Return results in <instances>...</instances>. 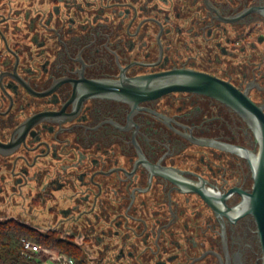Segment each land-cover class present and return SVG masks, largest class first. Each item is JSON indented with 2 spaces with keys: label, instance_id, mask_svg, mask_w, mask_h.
I'll list each match as a JSON object with an SVG mask.
<instances>
[{
  "label": "flooded vegetation",
  "instance_id": "obj_1",
  "mask_svg": "<svg viewBox=\"0 0 264 264\" xmlns=\"http://www.w3.org/2000/svg\"><path fill=\"white\" fill-rule=\"evenodd\" d=\"M263 3L0 0V225L83 264H261L253 216L233 210L250 124L205 93L116 89L201 73L264 113Z\"/></svg>",
  "mask_w": 264,
  "mask_h": 264
},
{
  "label": "water",
  "instance_id": "obj_2",
  "mask_svg": "<svg viewBox=\"0 0 264 264\" xmlns=\"http://www.w3.org/2000/svg\"><path fill=\"white\" fill-rule=\"evenodd\" d=\"M260 9L264 13V3ZM187 77L175 83H134L123 85L121 90H116L118 93L127 92L143 94L144 96L170 90H190L205 93L228 104L250 124L258 141V149L253 153L239 147L237 151L244 153L250 163L253 178L252 190L244 194L242 203L235 206L233 210L236 215L249 213L253 216L261 249V264H264V113L245 93L238 91L225 81L201 73H188ZM152 79H158V76L155 78L148 77V80Z\"/></svg>",
  "mask_w": 264,
  "mask_h": 264
},
{
  "label": "trees",
  "instance_id": "obj_3",
  "mask_svg": "<svg viewBox=\"0 0 264 264\" xmlns=\"http://www.w3.org/2000/svg\"><path fill=\"white\" fill-rule=\"evenodd\" d=\"M23 237L42 247H54L71 256V264H83L81 250L78 247L59 240L56 237L49 238L47 235L30 227L18 224L0 225V257L5 263L33 264L34 260L32 257H35L36 254L30 253L27 255L23 251L21 243V238Z\"/></svg>",
  "mask_w": 264,
  "mask_h": 264
},
{
  "label": "built area",
  "instance_id": "obj_4",
  "mask_svg": "<svg viewBox=\"0 0 264 264\" xmlns=\"http://www.w3.org/2000/svg\"><path fill=\"white\" fill-rule=\"evenodd\" d=\"M22 248L24 252L28 255L30 253L38 252L42 248L40 245L30 242L27 239L22 240ZM29 252V253H28ZM52 263L55 264H71V258L62 253H56L54 256H48V258Z\"/></svg>",
  "mask_w": 264,
  "mask_h": 264
},
{
  "label": "rangeland",
  "instance_id": "obj_5",
  "mask_svg": "<svg viewBox=\"0 0 264 264\" xmlns=\"http://www.w3.org/2000/svg\"><path fill=\"white\" fill-rule=\"evenodd\" d=\"M45 256H46V254L45 253H42V251H41V257L44 258ZM42 264H55V263H52L49 260H44V263L42 262Z\"/></svg>",
  "mask_w": 264,
  "mask_h": 264
},
{
  "label": "crops",
  "instance_id": "obj_6",
  "mask_svg": "<svg viewBox=\"0 0 264 264\" xmlns=\"http://www.w3.org/2000/svg\"><path fill=\"white\" fill-rule=\"evenodd\" d=\"M47 260H49V259H47ZM50 261V260H49Z\"/></svg>",
  "mask_w": 264,
  "mask_h": 264
}]
</instances>
